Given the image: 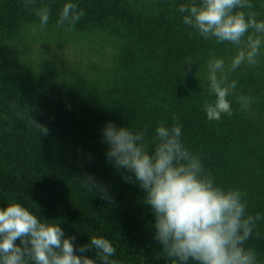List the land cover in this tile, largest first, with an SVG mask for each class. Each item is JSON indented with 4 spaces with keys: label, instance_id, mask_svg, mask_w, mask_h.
Returning a JSON list of instances; mask_svg holds the SVG:
<instances>
[{
    "label": "trees",
    "instance_id": "obj_1",
    "mask_svg": "<svg viewBox=\"0 0 264 264\" xmlns=\"http://www.w3.org/2000/svg\"><path fill=\"white\" fill-rule=\"evenodd\" d=\"M68 2L83 15L74 25H58ZM185 2L32 0L25 6L26 0H0V57L8 42L40 24L36 11L45 6L49 21L42 30L56 26L74 39L94 37L96 30L102 33L98 44L111 51L108 64L94 63L78 77L73 71L19 70L0 58V208L20 203L58 223L65 238L75 237L74 249L103 236L116 248L119 264H174L154 239L145 193L106 158L102 130L111 122L143 130L151 142L156 126L170 127L175 117L183 125L182 142L214 183L246 193V214L261 216L243 246L264 264V52L255 65L229 74L238 82L228 97L233 115L209 121L203 104L214 97L206 61L214 54L227 63L236 49L203 40L183 25L177 7ZM252 3L250 10L264 20V3ZM239 95L252 98L247 111H241ZM89 176L95 185L88 190L83 181ZM14 243L20 246L19 239ZM74 254L95 259L94 249Z\"/></svg>",
    "mask_w": 264,
    "mask_h": 264
},
{
    "label": "clouds",
    "instance_id": "obj_2",
    "mask_svg": "<svg viewBox=\"0 0 264 264\" xmlns=\"http://www.w3.org/2000/svg\"><path fill=\"white\" fill-rule=\"evenodd\" d=\"M31 2L26 0L25 6ZM252 7V0H187L177 7L183 25L198 37L236 49L227 63L214 54L206 61L208 92L214 97L203 104L209 121L233 115L228 97L238 82L229 74L241 65H255L264 52V20L257 19ZM49 11L47 6L36 11L40 28L47 25ZM82 15L75 3H65L57 24L74 25ZM236 98L241 111L250 108V96ZM173 120L170 127L158 124L151 142H146L143 130L106 123V158L130 173L145 193L144 203L154 215V239L174 264H257L255 250L243 245L261 216L246 214V193L214 183L201 158L182 142L183 125ZM29 124L47 134L46 127L31 119ZM83 184L89 190L95 181L89 176ZM17 239L20 246L14 243ZM74 240L65 238L58 223L40 219L20 203L0 208V264H119L116 248L103 236H93L75 249ZM89 249L95 250V259L74 254Z\"/></svg>",
    "mask_w": 264,
    "mask_h": 264
},
{
    "label": "rangeland",
    "instance_id": "obj_3",
    "mask_svg": "<svg viewBox=\"0 0 264 264\" xmlns=\"http://www.w3.org/2000/svg\"><path fill=\"white\" fill-rule=\"evenodd\" d=\"M26 30L28 33L23 38L16 36L8 42L7 50L0 57L16 69L43 74L51 70L62 74L73 71L78 77L90 65H106L111 60L110 49L98 44L102 33L96 30L94 37L87 36L89 39L69 38L66 30L56 26L42 30L34 25Z\"/></svg>",
    "mask_w": 264,
    "mask_h": 264
}]
</instances>
